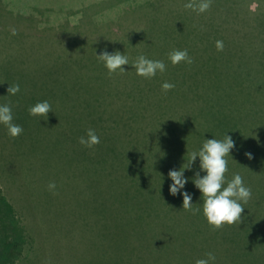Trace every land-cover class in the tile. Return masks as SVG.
Here are the masks:
<instances>
[{"label": "rangeland", "instance_id": "374dc122", "mask_svg": "<svg viewBox=\"0 0 264 264\" xmlns=\"http://www.w3.org/2000/svg\"><path fill=\"white\" fill-rule=\"evenodd\" d=\"M68 1L60 5L70 10L67 18L72 23L76 9L87 1L94 2ZM156 1L119 0L136 6L146 2L142 9L156 15L157 21L170 29L193 21L194 32L189 31L192 35L178 28L184 34L183 46L171 49L187 50L192 63L167 65L163 73L157 72L148 80L138 76L131 64L139 55L164 59L168 51H161L155 39L110 36L100 42L79 39L66 44L45 41L36 33L18 35L0 28V103L10 104L15 117L38 119L25 127L23 144L15 150L20 163L11 169L22 175L38 201L44 264H196L208 253L215 255V264H264V221L258 215L264 205V0H221L218 6L211 0V11L205 12L208 19L192 16L185 8L187 1ZM184 10L185 15L174 17ZM162 31L155 35L162 36ZM217 41L223 43V50L217 49ZM105 50L128 56L129 65L123 66L126 72L109 74L107 69L102 70L105 66L96 54ZM171 74L181 76L184 86ZM102 77L116 78L113 82L106 80L95 102L105 115L129 116L146 107L150 111L143 113L152 115L156 111L151 110H157L153 102L163 108L173 107L166 113L169 117L173 113L172 121L183 114L195 119L200 140L195 138L193 146L182 147L187 158L199 150L205 139L222 140L226 133L232 137L236 148L230 153L233 158L227 157L226 179L239 173L252 191L251 199L244 204L240 225L211 226L203 215V197L199 196L192 200L196 203L193 209H201L199 213L182 206L173 212L155 208L113 213L109 203L115 198L107 199L102 191V196L93 195L96 202L67 195V182L76 184L73 176L81 172L82 179L91 178L93 173L85 171V167L94 164V156L103 155L82 146L75 133H58L46 120L92 116L93 103L85 101L90 99L82 94L80 86L86 80ZM165 82L174 85L170 89L172 97L166 102L156 99L165 96ZM8 84H19L20 92L7 95ZM44 100L52 106L48 117L30 116L28 109ZM249 152L251 160L245 155ZM192 177L194 173L189 176ZM50 182L56 184L54 191L48 189ZM147 200L136 197L133 202L143 206L140 208H149L151 202Z\"/></svg>", "mask_w": 264, "mask_h": 264}, {"label": "trees", "instance_id": "16d2710c", "mask_svg": "<svg viewBox=\"0 0 264 264\" xmlns=\"http://www.w3.org/2000/svg\"><path fill=\"white\" fill-rule=\"evenodd\" d=\"M67 1L0 0V28L18 35L36 33L43 35L45 41L56 40L58 43L66 44H69L71 40L75 42L79 39H94L100 42V40H107L110 36L124 40L155 39L161 46V51L163 49L168 51L161 60L166 67L172 64L169 59L172 47L183 46L184 34L178 28L185 29L189 35H192L189 31L194 32L193 21H189L187 26L176 23L178 28L170 29L164 22H158L157 17H154L156 15L152 16L150 12L146 13L142 9L146 2L136 6L132 3L124 5L119 0L87 1L75 10L76 18L72 23L67 18L70 10L60 5ZM161 1L157 0L156 3ZM182 1L189 2V0ZM214 1L216 6L221 2V0ZM211 4L210 0V7L206 11H211ZM153 5L157 8L155 3ZM187 10L194 16L203 15L206 18L208 16L206 11L198 13L192 9ZM187 10L175 13L174 17L185 15ZM158 30L159 33L163 30L162 36L155 35ZM172 76L177 77L175 79L184 86L181 76ZM115 79L113 77H102L101 80L94 81L90 79L80 86L83 89L82 94L88 95L90 99L85 101L93 103L91 104L93 108L91 109L94 111L92 116L46 120L58 133H75L76 137L80 138L86 135L87 129L92 128L100 137V143L92 148L98 153L102 152L103 156L99 158L94 156V164L84 169L91 170L93 175L89 179H82L83 172L73 176L76 184L67 182L70 189L67 195L75 196L79 200L96 202L93 195L102 196L103 192L107 199L110 196L115 198V201L111 200L109 203L113 213L155 208H166L173 212L174 208L182 206L183 198L170 194L169 185L172 181L168 177V172L173 169L178 170L188 160L187 152L182 150V147L193 146L197 142L196 139L200 140L196 132L198 127L196 121L191 117L188 118L186 114L176 115L172 121L170 117L173 113L170 117L166 113H169L168 111H171L173 107L163 108L161 104L153 102L152 106L156 105L157 110H151L156 111L152 115L143 113L148 107L139 109L137 114L129 116L105 115L103 108L95 107V102L100 99L107 81L113 82ZM164 93L165 96L156 99L169 101L170 99L166 98L172 97V91L168 90ZM152 97L155 98V95L153 94ZM149 111L146 110V112ZM34 121L37 122L38 119L14 116V123L22 126L23 133L26 130L25 127L33 124ZM23 133L12 138L8 135L7 129L0 125V264H44L45 260L43 258L45 247L41 243L42 238L37 223L38 201L33 198L22 175L14 174L11 169L20 163L15 157L18 153L15 150L17 146L23 144ZM102 158L104 161L101 162ZM194 164L191 170H185L186 177L189 178L191 173L199 170V164ZM63 187L62 191H64ZM185 187L192 196L201 197V193L192 181H189ZM136 197L148 199L147 201L152 205L150 204L149 208H140L143 206L133 202ZM172 197L176 198L172 199ZM195 205L196 203L193 207ZM258 215L263 216L264 221V205L259 209ZM256 226L259 225L256 224Z\"/></svg>", "mask_w": 264, "mask_h": 264}, {"label": "clouds", "instance_id": "9594fccd", "mask_svg": "<svg viewBox=\"0 0 264 264\" xmlns=\"http://www.w3.org/2000/svg\"><path fill=\"white\" fill-rule=\"evenodd\" d=\"M209 7L210 0H199V2L189 0L185 4V8L198 13L205 12ZM216 47L218 50H223V43L217 41ZM96 56L103 62L109 74L126 72L123 66L129 65V58L124 52L114 51L110 53L105 50L100 54H96ZM169 59L173 65L182 61L192 63L187 50H175L169 54ZM131 66L135 68L138 76L146 79L153 78L157 72L163 73L166 69L163 61L148 59L144 55H139ZM173 87L174 85L168 82L162 84L164 91H168ZM19 92V84H8L7 95L15 96ZM50 111H52V106L47 100L39 101L28 109L29 115L33 117H48ZM0 125L7 129L8 135L12 138H16L23 133L22 126L14 123L13 108L8 103H0ZM79 143L92 148L100 143V137L96 134L95 129L89 128L86 135L79 138ZM235 148L236 142L227 133L222 140L215 137L205 139L199 150L192 151L188 156V160L178 170L173 169L168 172V177L172 181L169 185L170 194L173 196L179 195L183 198V209L199 213L201 209H193V204H195L192 202L193 196L185 187L191 179L196 189L201 193V197H203V215L214 228H220L225 224L240 225L242 213L245 209L244 204H247L252 197L251 188L246 186L243 177L239 173L234 174L231 180L226 179L225 174L228 171L227 157H232L230 153ZM245 155L248 159H253L250 152L245 153ZM197 157H199V170L194 173V177L188 178L184 175L185 170H191ZM48 189L54 191L56 189L55 182H50ZM215 262V255L208 253L206 258L198 259L196 264H215Z\"/></svg>", "mask_w": 264, "mask_h": 264}]
</instances>
